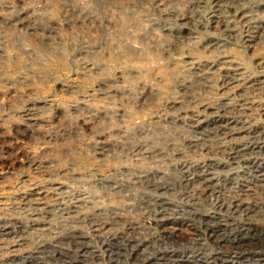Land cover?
<instances>
[{
	"label": "rangeland",
	"instance_id": "1",
	"mask_svg": "<svg viewBox=\"0 0 264 264\" xmlns=\"http://www.w3.org/2000/svg\"><path fill=\"white\" fill-rule=\"evenodd\" d=\"M263 229L264 0H0V264H215Z\"/></svg>",
	"mask_w": 264,
	"mask_h": 264
},
{
	"label": "bare ground",
	"instance_id": "2",
	"mask_svg": "<svg viewBox=\"0 0 264 264\" xmlns=\"http://www.w3.org/2000/svg\"><path fill=\"white\" fill-rule=\"evenodd\" d=\"M234 151V150H233ZM230 157V156H229ZM233 205V204H232ZM230 206V205H229ZM230 208V207H229ZM221 210V209H220ZM227 213V212H226ZM226 218H227V216H226ZM245 219V218H244ZM249 220V219H248ZM225 221V220H224ZM228 221V220H227ZM241 221V220H240ZM247 221V220H246ZM243 222V221H242ZM251 222V221H250ZM156 225H158L157 223H156ZM227 223H221L220 224V222L218 223V225H208L207 227H206V229L205 230H207L209 233H208V238L209 237H212V238H214V239H216V240H220L221 241V243H223V245L224 244H226V245H228L227 243H229V242H231V243H233V244H235V245H237V246H239V245H242V243H243V241L244 240H246V239H244L246 236L244 235V232L243 231H241V232H243L242 233V235H244V236H242L241 234H240V237L238 236L237 237V239H236V233H234L233 231V229H231V230H233V231H228V233H226V229H227ZM236 225V224H235ZM237 226H238V223H237ZM252 226V225H251ZM243 228V227H242ZM241 228V229H242ZM251 228V227H250ZM224 230L225 232H223V233H221V236L220 237H218L217 236V234L216 233H218L219 231H221V230ZM250 230V229H249ZM264 230V229H263ZM262 230V231H263ZM236 231V230H235ZM230 232V233H229ZM248 232V231H247ZM261 232V231H260ZM206 233V232H205ZM207 235V234H206ZM204 236V235H203ZM251 236V235H250ZM254 236H257L256 235V233H253V235H252V237H254ZM259 236V235H258ZM205 238V237H204ZM256 239V238H255ZM260 239V238H259ZM264 241V240H263ZM252 242V241H251ZM219 243V242H218ZM217 243V244H218ZM191 244V243H190ZM220 244V243H219ZM222 245V244H221ZM217 246V245H216ZM81 248V247H80ZM219 248H221V247H219ZM261 248V247H260ZM263 248H264V246H263ZM221 250V249H220ZM250 250V249H249ZM259 250V249H258ZM235 253H237V252H235ZM241 255L240 256H234V255H228L227 253H224V254H222L220 251H218V252H216L213 256H212V259H214L213 260V262L215 263V264H234L235 262H238V263H243L242 261H244V260H246V259H248L249 257H255V261H257V264H264V250H262V251H259V252H255V253H253L254 255H251L250 253H248V252H242V253H240ZM26 259V258H25ZM250 259V258H249ZM42 260V259H41ZM147 260V259H146ZM251 260H253V259H251ZM144 262V261H143ZM247 262V261H246ZM210 263V262H209ZM253 263V262H252ZM43 264V263H42ZM156 264V263H155ZM194 264H198L197 262H194ZM247 264V263H246Z\"/></svg>",
	"mask_w": 264,
	"mask_h": 264
}]
</instances>
